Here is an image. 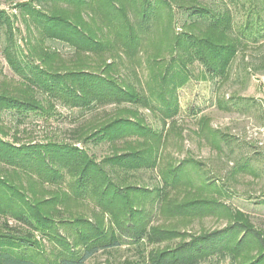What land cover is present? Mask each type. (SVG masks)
<instances>
[{
	"label": "trees",
	"instance_id": "obj_1",
	"mask_svg": "<svg viewBox=\"0 0 264 264\" xmlns=\"http://www.w3.org/2000/svg\"><path fill=\"white\" fill-rule=\"evenodd\" d=\"M227 2L247 13L246 25L238 34L230 8L210 7L197 0H28L16 4L28 28L30 22L35 23L42 38L73 49L75 59L68 64L62 60L55 64L56 51L28 40L20 47L12 16L0 6L3 55L18 76L0 85V135H8L1 124L6 112L22 124L31 114L47 121L54 115L55 103L72 110L96 109V124L73 129L71 144L0 138V217L4 218L0 264H84L96 253H109L127 242L136 246L138 260L126 259L122 264H211L212 258L216 259L213 264H264V230L257 229L246 214L225 205L219 209L215 201L170 199L168 188L191 185L183 165L198 167L196 161L167 166L161 172L162 185L152 189L128 183L135 178L134 172L157 167L164 141L162 134L147 126L139 108L157 110L164 125L167 120L173 124L178 114L177 90L190 82L192 64L199 65L203 79L224 82L240 47H246L244 40L257 43L264 38L258 23L264 0ZM43 6L45 12L40 10ZM175 8L184 18L179 33L172 28ZM83 14L93 24L96 18L106 36L99 38ZM150 45L153 52L146 54L144 48ZM143 54L149 72L144 83L148 95L122 71L128 68L122 58L139 67ZM107 106L116 107V114L106 119L98 111ZM87 143H107L111 153L98 162L83 148ZM148 198L161 200L162 212L173 217L218 211L227 223L198 234L151 225L142 214ZM85 200L99 210L91 218L71 211ZM259 204L264 206V199ZM66 228L72 229V240L70 234L61 232ZM43 241L50 243L49 252Z\"/></svg>",
	"mask_w": 264,
	"mask_h": 264
},
{
	"label": "rangeland",
	"instance_id": "obj_2",
	"mask_svg": "<svg viewBox=\"0 0 264 264\" xmlns=\"http://www.w3.org/2000/svg\"><path fill=\"white\" fill-rule=\"evenodd\" d=\"M25 1L28 0H0V6L12 16L17 44L23 47L25 40H28L34 46L46 48L50 52L56 51L59 59L55 64H58L59 60L67 64L74 60L72 48L42 38L35 23L30 22L29 28L26 26L22 14L15 6ZM197 2L210 7L230 8L236 34L246 25V11L238 9L239 7L234 9V5L227 0H197ZM40 8L43 12L46 11L44 6ZM129 16L132 14L129 13ZM259 18L258 23L264 29V10L261 11ZM83 19L89 22L99 38L102 35L106 36V30L96 18L94 24L85 14ZM183 19L182 11L175 8L172 28L176 33L180 32ZM255 19L254 17L253 20ZM255 24L254 22L253 33L256 32ZM156 38H161V34L156 35ZM244 43L246 47H240L230 66L228 79L224 82L218 79H203L197 63L189 67L193 76L186 86L177 90L178 114L174 117L173 124L167 120L164 125L163 115L157 110L139 108L147 126L162 134L164 141L157 167L153 170L141 169L134 172L135 178H129L128 183L132 182L152 189L162 185L161 172L167 166H176L183 160L196 161L198 167L183 165V172L189 177L191 185L186 186L181 182L182 184L176 189L168 188L170 199L181 203L192 200L215 201L219 204L217 205L219 209L225 205L229 210L241 211L250 218L257 229L264 230V206L259 204L264 199V38L257 43L246 39ZM4 46L5 35L0 29L1 86L3 80H18V76L5 61ZM144 49L146 54L153 52L151 45ZM23 50L26 54L27 48L24 47ZM146 54L139 57V61L143 63H140L139 67L130 65L127 59L122 58L128 66L122 71L129 75L133 84H139L140 89L142 88V91L148 95L149 91L144 85L149 79L148 68L145 66ZM32 61L38 63L35 57ZM132 70L134 74L131 73ZM115 109L114 106H107L100 109L98 115L107 119L110 115L116 114ZM16 121L17 118L10 112L2 114L1 124L6 131L8 130V135H0L1 139L8 142H13L17 138L23 143L51 141L71 144L74 143L71 134L73 129L96 124V109L72 110L55 103L54 115L47 121L43 116L32 114L26 117L22 124ZM77 147L83 146L78 144ZM83 148L98 162L111 153L107 143L97 146L87 143ZM62 188L66 189V186L63 185ZM71 211L78 216L91 218L99 210L92 201L85 200L81 206L72 207ZM142 214L151 225L188 234L218 230L227 223L223 215H218V211L194 217L170 216L162 212L161 200L155 198L146 200ZM3 220L4 218L0 217V225ZM9 222L14 225L13 221ZM105 223L107 225L109 223L108 216H105ZM61 232L70 234L68 237L72 240V229L66 228ZM43 247L47 252L51 249L50 243L46 241H43ZM126 259L138 260L136 246L128 242L109 253L100 251L84 264H122ZM215 260L212 258L210 263H215ZM220 264H228V262Z\"/></svg>",
	"mask_w": 264,
	"mask_h": 264
}]
</instances>
